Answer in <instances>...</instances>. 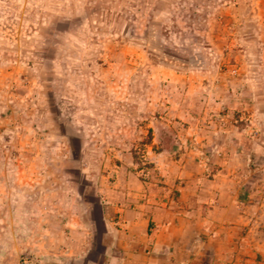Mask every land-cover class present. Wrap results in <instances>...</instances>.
Listing matches in <instances>:
<instances>
[{
	"label": "rangeland",
	"instance_id": "1",
	"mask_svg": "<svg viewBox=\"0 0 264 264\" xmlns=\"http://www.w3.org/2000/svg\"><path fill=\"white\" fill-rule=\"evenodd\" d=\"M164 1L0 0V264L158 152L235 168L264 224V0Z\"/></svg>",
	"mask_w": 264,
	"mask_h": 264
},
{
	"label": "crops",
	"instance_id": "2",
	"mask_svg": "<svg viewBox=\"0 0 264 264\" xmlns=\"http://www.w3.org/2000/svg\"><path fill=\"white\" fill-rule=\"evenodd\" d=\"M156 155L148 180L120 170V181L94 187L87 223H61L34 252L37 264H264V224L235 168L208 171Z\"/></svg>",
	"mask_w": 264,
	"mask_h": 264
},
{
	"label": "built area",
	"instance_id": "3",
	"mask_svg": "<svg viewBox=\"0 0 264 264\" xmlns=\"http://www.w3.org/2000/svg\"><path fill=\"white\" fill-rule=\"evenodd\" d=\"M8 264H37V260L29 252H22L15 260Z\"/></svg>",
	"mask_w": 264,
	"mask_h": 264
},
{
	"label": "trees",
	"instance_id": "4",
	"mask_svg": "<svg viewBox=\"0 0 264 264\" xmlns=\"http://www.w3.org/2000/svg\"><path fill=\"white\" fill-rule=\"evenodd\" d=\"M161 1L165 3V1H164V0H161ZM154 9H155V7H154V8H152V11H153ZM149 18H150L149 20H151V19H152V13H150V14H149ZM156 56H158V55H156Z\"/></svg>",
	"mask_w": 264,
	"mask_h": 264
}]
</instances>
